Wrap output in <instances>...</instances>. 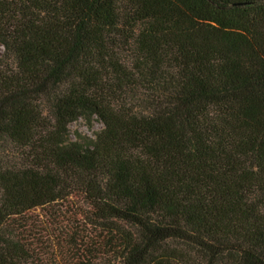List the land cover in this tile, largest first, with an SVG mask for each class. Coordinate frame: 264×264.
I'll return each mask as SVG.
<instances>
[{"label": "trees", "instance_id": "trees-1", "mask_svg": "<svg viewBox=\"0 0 264 264\" xmlns=\"http://www.w3.org/2000/svg\"><path fill=\"white\" fill-rule=\"evenodd\" d=\"M0 45V264H264V0H0Z\"/></svg>", "mask_w": 264, "mask_h": 264}, {"label": "rangeland", "instance_id": "rangeland-1", "mask_svg": "<svg viewBox=\"0 0 264 264\" xmlns=\"http://www.w3.org/2000/svg\"><path fill=\"white\" fill-rule=\"evenodd\" d=\"M4 53L0 45V56ZM103 124L94 118L91 122L81 118L69 126L71 141L83 142L84 140H95L99 132L103 130Z\"/></svg>", "mask_w": 264, "mask_h": 264}]
</instances>
